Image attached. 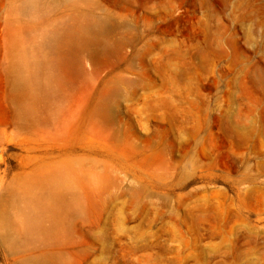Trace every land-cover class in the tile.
<instances>
[{
    "label": "rangeland",
    "instance_id": "1",
    "mask_svg": "<svg viewBox=\"0 0 264 264\" xmlns=\"http://www.w3.org/2000/svg\"><path fill=\"white\" fill-rule=\"evenodd\" d=\"M43 1L0 0V200L15 222L0 264H264V0ZM79 19L111 49L61 47L68 75L25 126L5 28L28 49ZM39 178L81 201L50 236L18 220V197L48 195Z\"/></svg>",
    "mask_w": 264,
    "mask_h": 264
},
{
    "label": "bare ground",
    "instance_id": "2",
    "mask_svg": "<svg viewBox=\"0 0 264 264\" xmlns=\"http://www.w3.org/2000/svg\"><path fill=\"white\" fill-rule=\"evenodd\" d=\"M43 2L27 0L26 4L31 10L38 12ZM2 44L4 72L10 93L8 97L14 101L17 117L28 127L40 124L42 105L54 100L55 86H61L68 75V71L63 67L67 63L59 56L61 47L72 45L76 48H87L96 45L101 53L111 49L99 22L83 24L80 19L76 26L58 25L53 31L46 33L40 44L32 41L28 49L18 30L11 24L5 28ZM104 111V106L97 110L99 114ZM66 177L69 179L68 175ZM42 185L49 189L47 196L31 193L18 197L15 201L19 210V224L27 235L44 233L50 236L56 225L63 222L62 213L65 207L74 210L81 208V201L76 196L66 204L61 185L55 184L52 189V180L37 179L36 186ZM33 189L32 184L25 187L26 193L32 192ZM6 203L7 199L0 200V229L4 231L0 235V241L10 244L12 240L6 230L12 228L15 222L6 213ZM44 216L51 223L48 227L43 225ZM19 264H55V261L48 256L39 255Z\"/></svg>",
    "mask_w": 264,
    "mask_h": 264
}]
</instances>
